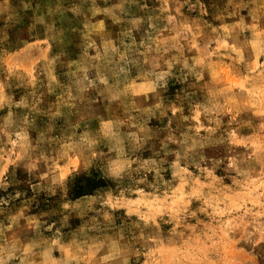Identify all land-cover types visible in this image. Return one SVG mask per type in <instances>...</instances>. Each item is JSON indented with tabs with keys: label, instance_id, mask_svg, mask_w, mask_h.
Here are the masks:
<instances>
[{
	"label": "clouds",
	"instance_id": "clouds-1",
	"mask_svg": "<svg viewBox=\"0 0 264 264\" xmlns=\"http://www.w3.org/2000/svg\"><path fill=\"white\" fill-rule=\"evenodd\" d=\"M0 264H264V0H0Z\"/></svg>",
	"mask_w": 264,
	"mask_h": 264
}]
</instances>
